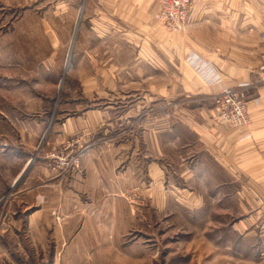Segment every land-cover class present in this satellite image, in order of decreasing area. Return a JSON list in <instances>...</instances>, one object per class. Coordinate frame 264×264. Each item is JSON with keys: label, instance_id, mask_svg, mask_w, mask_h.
Wrapping results in <instances>:
<instances>
[{"label": "rangeland", "instance_id": "1", "mask_svg": "<svg viewBox=\"0 0 264 264\" xmlns=\"http://www.w3.org/2000/svg\"><path fill=\"white\" fill-rule=\"evenodd\" d=\"M84 3L0 0V264H264V193L252 186L240 192L234 181L231 193L202 192L200 211L177 205L174 193L162 209L111 171L99 183L94 175L84 192L81 122L94 112L95 142L113 116L97 112L115 104L87 86L78 62ZM168 146L169 179L181 187ZM91 201L105 208L74 205ZM115 217L124 218V234Z\"/></svg>", "mask_w": 264, "mask_h": 264}, {"label": "crops", "instance_id": "2", "mask_svg": "<svg viewBox=\"0 0 264 264\" xmlns=\"http://www.w3.org/2000/svg\"><path fill=\"white\" fill-rule=\"evenodd\" d=\"M82 9L78 62L88 70L87 86L115 99L97 112L113 116L100 124L103 132L95 142L94 112L81 122L88 134L84 192L94 175L99 183L111 171L128 179L130 189L140 186L162 209L174 193L180 207L203 210L207 202L200 193H231L234 181L240 192L252 186L264 193V84L256 83L264 66V0H192L182 31L172 35L154 21L156 0H85ZM206 69L211 79L250 84L249 128L218 119L212 102L216 87L202 76ZM169 144L178 157L175 177L187 186L170 182L175 167ZM26 164L25 171L31 162ZM74 205L105 208L100 201ZM100 214L96 220L104 231L106 218ZM114 220L124 234V218Z\"/></svg>", "mask_w": 264, "mask_h": 264}, {"label": "built area", "instance_id": "3", "mask_svg": "<svg viewBox=\"0 0 264 264\" xmlns=\"http://www.w3.org/2000/svg\"><path fill=\"white\" fill-rule=\"evenodd\" d=\"M159 9L154 15V21L167 34L181 32L191 9L192 0H156ZM257 84H264V66L257 73ZM216 89L212 94L213 106L217 117L232 128H249L251 121L248 115L247 89L249 83L236 85L226 84L215 77L211 82ZM258 99H256V102Z\"/></svg>", "mask_w": 264, "mask_h": 264}]
</instances>
